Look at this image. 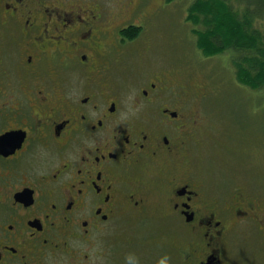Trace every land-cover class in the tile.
Segmentation results:
<instances>
[{"label": "flooded vegetation", "instance_id": "1", "mask_svg": "<svg viewBox=\"0 0 264 264\" xmlns=\"http://www.w3.org/2000/svg\"><path fill=\"white\" fill-rule=\"evenodd\" d=\"M146 8L0 0V264H154L140 243L119 256L103 242L159 218L179 238L153 250L167 263L251 264L230 240L264 231L260 203L194 166L208 94L170 70L130 85L113 72Z\"/></svg>", "mask_w": 264, "mask_h": 264}, {"label": "rangeland", "instance_id": "2", "mask_svg": "<svg viewBox=\"0 0 264 264\" xmlns=\"http://www.w3.org/2000/svg\"><path fill=\"white\" fill-rule=\"evenodd\" d=\"M194 1L145 0V30L121 55L114 57L113 72L130 85L143 75L170 70L204 90L208 98L201 104L200 117L206 122L196 134L194 166L199 167L211 191L228 196L234 187H242L260 203L264 216V91L239 83L229 53L209 57L198 47L193 27L187 21ZM231 2L238 8L236 0ZM256 25L263 29L261 22ZM159 220L146 222L136 232L125 223L103 244L124 256V249L133 247V240L140 243L146 257H155L154 264H169L165 256L154 255V251L167 253L169 244H177L179 238L171 236ZM250 226H242L230 243L238 248V256L243 260L264 264V231ZM134 260L137 262L130 263L146 264L142 257L136 256Z\"/></svg>", "mask_w": 264, "mask_h": 264}, {"label": "trees", "instance_id": "3", "mask_svg": "<svg viewBox=\"0 0 264 264\" xmlns=\"http://www.w3.org/2000/svg\"><path fill=\"white\" fill-rule=\"evenodd\" d=\"M231 1L195 0L187 21L206 56L229 53L239 83L264 91V0H236L238 8ZM258 22L263 29L257 27ZM143 32V27H133L124 34L135 40Z\"/></svg>", "mask_w": 264, "mask_h": 264}, {"label": "clouds", "instance_id": "4", "mask_svg": "<svg viewBox=\"0 0 264 264\" xmlns=\"http://www.w3.org/2000/svg\"><path fill=\"white\" fill-rule=\"evenodd\" d=\"M160 264H164V261H161Z\"/></svg>", "mask_w": 264, "mask_h": 264}]
</instances>
